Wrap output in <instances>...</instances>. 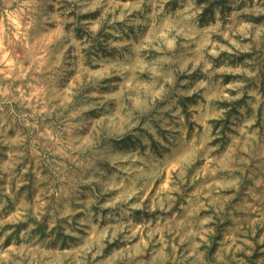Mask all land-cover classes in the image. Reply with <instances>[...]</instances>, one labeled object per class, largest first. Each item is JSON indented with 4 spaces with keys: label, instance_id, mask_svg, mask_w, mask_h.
<instances>
[{
    "label": "rangeland",
    "instance_id": "374dc122",
    "mask_svg": "<svg viewBox=\"0 0 264 264\" xmlns=\"http://www.w3.org/2000/svg\"><path fill=\"white\" fill-rule=\"evenodd\" d=\"M194 262L264 264V0H0V264Z\"/></svg>",
    "mask_w": 264,
    "mask_h": 264
},
{
    "label": "clouds",
    "instance_id": "9594fccd",
    "mask_svg": "<svg viewBox=\"0 0 264 264\" xmlns=\"http://www.w3.org/2000/svg\"><path fill=\"white\" fill-rule=\"evenodd\" d=\"M128 130H129V131L131 130V123L129 124V128H128ZM194 264H195V262H194Z\"/></svg>",
    "mask_w": 264,
    "mask_h": 264
}]
</instances>
